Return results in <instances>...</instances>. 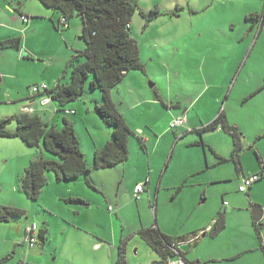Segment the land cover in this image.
Listing matches in <instances>:
<instances>
[{"label":"rangeland","instance_id":"obj_1","mask_svg":"<svg viewBox=\"0 0 264 264\" xmlns=\"http://www.w3.org/2000/svg\"><path fill=\"white\" fill-rule=\"evenodd\" d=\"M30 1L32 3V0ZM35 2H38L46 10L38 0H35ZM137 5L138 12L132 20L134 26L132 37L139 45L140 57L145 66V71H133L131 75H137L138 77H130L127 79L126 84L130 87L135 86L139 91L153 98L156 97L155 95L158 92L164 98L167 107H171L174 102L188 103L190 100L194 101L200 95L202 88L204 91L209 89L206 111L214 112L216 116L226 112L230 122L238 124L242 130L241 133L245 137H249V140H253L255 133L264 125V119L250 121L249 116L257 117V114L250 107L244 106L241 100L243 99L242 92L244 88L246 89L243 86L244 80H250L251 77L253 84H258L264 77V29L260 34L261 25L256 23L254 32L251 31V27L255 22L247 20V17L256 13L262 16L264 13V0H137ZM155 11H158V14L152 16V12ZM142 14L147 15V17ZM70 24L79 27V34L76 37L73 30H71L72 35L69 38L67 37L68 30L63 29L62 34L54 29L57 35L65 39L63 41L65 47L61 48V52L68 49L70 58L67 62H64V57H56V62L50 64L45 58H42L43 60L35 62L36 65L32 63V66L24 70L19 68L17 72L20 74L23 71L32 73L31 80L41 79V86L47 84L48 87H53L54 82L52 83V81L54 79H56L55 81L59 79L63 84L68 83L71 72L67 66L71 57L77 51L87 49V43L82 39V20L75 17ZM41 33L44 37L46 36L43 31ZM256 42L255 50L249 56ZM80 47H82L81 50ZM50 49L51 54H54L57 50L55 45L51 46ZM61 62L65 64L60 67ZM243 67L244 70L240 79L237 81L236 77L232 78L231 75L236 74ZM169 68L172 69L169 70ZM64 75L66 78H64ZM226 79H230V84L225 83ZM92 81H94L93 75L88 80L86 93L82 99L65 106V108H73V105H78L82 109L83 115H85L86 108H90L92 112L90 117L93 116L95 119L93 122L97 121L102 124V127H100V123H97L98 128L89 124L90 133L85 125L78 124L81 149H84L82 151L86 158L91 157V162L94 161V156L90 154V151L88 152V146L92 143L91 134L94 138H98L100 135L102 137L106 136L108 130L113 133V129L106 125L95 111V105L103 103V94L99 87H91ZM235 83L237 84L234 88ZM116 88L113 90L115 94H117ZM232 88H234L233 95L231 100L227 101V91ZM31 90V86L23 87L22 95L27 97L24 102L9 103L7 98L6 103L0 104V120L3 119V116L12 118L20 111L21 107L29 106L32 97V99H37L40 106L37 108V114L41 115L44 120H55V123L58 122L57 124L61 127L63 121L61 116L56 114L60 106L55 102H49L51 104L49 106L44 104L43 97L33 95ZM2 94L4 93L2 92ZM17 94L18 92L14 96L18 98ZM219 95L222 97L219 103L211 101L213 97H219ZM115 96V101L119 103L118 108L121 111L128 112L126 107L120 105L121 99L125 96L119 93L118 96ZM1 101H5V98ZM260 103L264 104V96L257 99L255 105ZM228 105L232 107L229 108ZM199 106L198 104L197 108ZM40 109L48 110L50 113L43 114ZM143 110L146 112V107H143ZM175 112L179 114L180 111ZM170 116L171 114L160 104L158 110H152L149 116L144 119H148L147 123L144 122L145 126L155 124L156 129L166 130L168 134L173 135L168 156L164 158L158 155V158L161 157L164 163L162 164L158 158H156V163L152 162L153 165L159 167L162 165V172L166 169L165 163L168 162L172 154V148L176 143L174 135L177 130H170ZM68 118L75 123L78 117L73 115L68 116ZM128 119L132 122L138 121L132 116H128ZM157 120H159V123ZM10 129L16 131V122H12ZM180 132L182 133V129L178 130V133ZM223 132L226 131L223 130ZM216 134L218 133L214 130L208 131L206 140L208 143L213 142L221 147L223 142L219 141ZM111 137H113L112 134ZM198 137L200 138V136ZM225 137L234 143L233 138L227 135ZM3 143L7 145L4 147V151L0 150V208H17L23 210L26 216L13 218L7 223H0V264H63L64 252L67 250L72 254V245L83 248L85 256L90 255L89 262L93 264L96 260L94 257L97 254L92 252L95 239L90 240L91 236L97 235L99 238L108 239L111 235L110 231L114 230V223L106 214L114 217L117 224L116 229L119 232L121 228L118 227L123 222L130 230L134 231V229H137L136 227H140L142 222H151L152 225L159 226L160 221L162 225L166 226L169 234L177 235L194 226L197 227L199 224L206 223L210 215L212 217L214 213L216 217L218 213L224 212L226 213L228 228L224 238L219 240L216 245L228 247V242L239 240V236L243 240H255L257 242L254 235L248 234V226H245V224H247V218L251 215L248 210L250 203L264 207V185L261 186V183L255 184V188L259 190L254 192V199L251 202L248 199L244 201L246 194L240 192V186L244 178L241 176V180L238 179L236 167L231 163L216 165L217 160L214 159L215 162H211L213 166L208 170L204 148L195 147L190 149L185 146L183 149L180 147L177 149L164 178L159 211L157 214L156 210V217L155 209H157L158 204L156 205L157 189L155 186L156 183L160 182L161 171H158L157 174L152 172L157 176L151 175L149 166L146 163L140 166L139 172L135 171L136 162L140 165V160L134 153L127 162L128 167L125 169L127 175L123 178L125 181L122 183L119 181V177L125 174L124 167L120 171L115 169L117 167L92 171L87 176L92 187L87 185L85 178L81 180H85L86 193L84 195H89L88 199L93 202L92 211L91 209L88 210L97 215V219L101 224L96 229L92 228V230L82 233H73L70 237L71 230L76 227L74 225H77L75 221L80 218L76 216L74 210L78 205L72 204L69 201L71 197L66 193L68 186L73 183L58 182L53 172H47L48 185L43 189L39 200L29 199L21 189L20 174L26 169L20 171L23 160L29 166L31 158L41 156L42 152L48 159L55 158L56 160V156L47 153L43 146H30L21 139H0V145ZM167 144L169 145V141L162 143L160 154L167 147ZM137 145L139 146L138 142ZM197 151L201 152V158ZM248 151V154L251 155L247 156L245 163L250 162L252 159L259 170L255 150ZM262 151L264 152V149ZM195 152L196 155L194 156ZM26 155L29 157H26ZM199 170L202 172H198ZM150 175L153 176L155 181L154 197L151 205L146 198L143 201H136V199H133L134 197H131V191H128L135 186L138 180L148 179ZM219 176L227 180L219 184L215 183L213 179H219ZM129 183H132V185ZM126 195L130 203L123 215L117 209L110 212V207L114 206L115 208L116 206L115 198L117 196L122 198ZM240 199L241 204L238 202ZM232 207H235L236 210H232ZM212 221L213 219L210 218L209 223L212 224ZM34 224L40 230H49L47 245L43 246L40 241L35 248L24 245L25 230ZM96 243H99V241L97 240ZM138 244H141L142 248ZM130 250L132 256L130 264H146L144 252L150 255L153 254L139 236L131 243ZM136 250L138 251L137 256L135 255ZM261 256V252L253 255V264H261ZM7 257L12 259L3 262Z\"/></svg>","mask_w":264,"mask_h":264},{"label":"crops","instance_id":"obj_2","mask_svg":"<svg viewBox=\"0 0 264 264\" xmlns=\"http://www.w3.org/2000/svg\"><path fill=\"white\" fill-rule=\"evenodd\" d=\"M1 1H0V104H4L3 102L6 103L7 98L9 99L8 100L9 103H21L27 99L25 95H22L23 87L31 86V88H33L35 86H41L40 83L42 81L41 79L31 80L32 73L23 71V73L20 74L17 72V70L19 68L24 70L32 66V63L35 64V62L43 60L42 58H45V60L50 64L56 62L57 59L56 57H64L63 59L64 62H67L70 58L68 49L65 50L64 52H61V48L65 47L63 42L65 39L64 38L62 39L59 35H57L56 31L62 33L63 29H66L68 30L67 37L70 38V36L72 35L71 30H73L76 37L79 34V27L77 25L72 26L70 24L69 27L65 28L60 21V15L58 13L45 8L47 11H50L47 12L38 4V2H35V0H32V3L30 0H1ZM23 16L29 17L30 22L25 23L22 20ZM255 25L256 23H254L251 27V31L253 32L255 29ZM56 27H59L61 31L56 29ZM131 28L133 32L134 29L133 24H131ZM263 29H264V25H262L261 27L260 34L261 32H263ZM41 31L44 32L43 34L46 35L45 37L44 35H41L42 34ZM11 42H17L18 47L9 46L8 44ZM256 44L257 42L254 43V46L252 47V50L249 53V56H251L252 52L255 50ZM53 45L56 46L57 50L55 51L54 54H51L50 48ZM81 49L82 47H80V50ZM63 64L65 63L61 62L60 67L63 66ZM171 69L172 68H169V70ZM243 70L244 67L241 70H239L236 74H232L231 75L232 78L236 77L238 81L243 73ZM131 73L133 72L128 73L126 78H124V81H122L119 87L116 88L117 94H115L114 91L112 92V100L116 105L118 112L125 119L129 128L134 133V135H132L129 140V158L131 159L132 154L134 153L140 160V165H138V163L136 162V165L134 167L135 171L139 172V170L141 169L140 166H143V164L146 163L149 166L151 175L157 174L158 171L162 170L161 169L162 165H160L159 167L158 165H153L152 162L154 163L157 162L156 158H158V155L166 158L168 156V151L171 149L172 146V141H173L172 134H168L166 130L163 131V129H156L157 127L155 124L154 125L147 124L148 127L145 126L144 122L147 123L148 119L147 120L144 119L149 116L152 110L155 109L158 110L160 108V104H162L163 107L166 109V111L171 114L170 116L171 121L173 119L184 117L187 122L184 127L177 129V131L175 130L176 134L174 135V137L176 138V143L172 148V154L168 162L165 163L166 164L165 171L164 172L161 171L160 182L156 181L158 183H156L155 186L154 178L151 175L149 176L148 179L138 180L135 183V186L131 187L128 190L129 192L131 191L130 192L131 197L133 198L134 190L138 184L148 181L149 183L146 186V190L145 193L142 195L143 198L141 201H143L144 198H146L147 201L149 200L151 205L153 203L154 186H155L157 189L156 205L158 204L157 209H155V217H156L157 216L156 210L158 214L161 190L164 184V178L166 176L168 168L171 164L172 159L175 156L177 149L179 147L183 149V147L186 146L189 147L190 149H194L195 147L204 148V152L206 153V164L208 170L213 166L211 162H215L217 160L218 162L217 161L215 162L216 165L231 163L233 166H235L236 171L238 173L237 174L238 179H240L241 176L242 178H249L253 175H258L263 173L262 179L254 183L253 186L248 190V192L245 193L246 199L244 198V201L248 199L251 202L252 199H254L253 198L254 192H257L259 190L255 188V184L261 183L260 184L261 186L264 185V169H262L260 166V162H263L264 164V152L262 151L264 149V125L260 130H258L255 133L256 134L255 138L253 140H249V137H245L244 134L241 133L242 130L238 124L230 122V119L226 115V112H223L219 116L218 115L216 116L214 112L210 113L206 111L205 108H207L208 106L207 94L210 92L209 89L204 91L202 88L200 95L194 101L190 100L188 101V103L174 102L171 105V107H167L164 98L161 95H159L158 92L155 95L156 97L153 98L149 95H145L144 92L139 91V89H137L135 86H131V87L128 86L126 84L127 79H129L130 77H138L137 75L132 76ZM55 80L56 79L52 81V83L54 82L53 87H48L49 91L53 90L58 84H62L59 81V79H57V81ZM229 82H231L230 79H226L225 83L230 84ZM236 84L237 83L234 84V88ZM42 85H47V84H42ZM243 86L246 87V89L244 88V91L242 92L243 99L241 100V102L244 106L250 107L253 110V112H256L257 114V117L250 115L249 120L254 122V120L264 119V104L260 103L258 105H255L256 100L264 96V77L261 80V82L258 84L256 83L253 84V80L250 77V80H244ZM234 88L229 89V91H227V95H226L227 101L231 100V97L234 92ZM2 92L4 94H2ZM17 92H18L17 95L19 96L18 98L14 96ZM118 93L125 96L123 97V99H121L120 105L126 107L128 112L121 111L118 108L119 103L115 101L116 100L115 95L118 96ZM37 95L42 96L43 97L42 100L45 101L48 98L45 92H41L40 94ZM4 98L5 101H1ZM221 98H222L221 95H219V97L217 96L213 97V100L211 101L215 103H219L221 101ZM30 100H31L30 105L21 107L19 112L23 111V109L26 107H31L35 111V113H37V108L40 107L38 105L37 99H32L31 97ZM50 102L53 101L50 100ZM198 104L200 105L199 108H197ZM46 105L49 106L51 104L47 103ZM143 107H146L147 110L146 112L143 110ZM230 107L232 106H229V108ZM40 110L41 113L43 112V114L49 112L48 110H44V109H40ZM60 110L61 111L63 110V112L59 113ZM64 110L76 112L74 116H77L78 118H76V122L73 124L75 126L77 135H78V124L85 125L87 127V130H89V133H90L89 124H92L97 128L99 127V125L100 127H102V124L100 122L97 121L95 123L93 122L95 119L93 118V116L90 117L92 113L90 108H86L85 115H83V111L78 105H73V108H62V109L59 108L56 114L61 116L62 120L64 119V117L68 118V116H73V115H67L66 113H64ZM178 110L180 111L179 114L175 112ZM221 115L225 117L227 122L232 127L237 128L241 134L242 150L239 155V163H240L239 165H235L231 161V156L234 154V143H232L230 140H228L225 137V135H227L230 138H232V136L229 133L223 132L221 128L214 130L216 133H218L216 134V136L218 137L219 141L223 142V146L221 145V147H218V145L214 144L213 142L208 143L206 140V134H208V131H212V130H203V128H206L207 126L215 122ZM128 116H132L136 118V120L138 121L137 122L129 121ZM2 118L4 119L5 117L3 116ZM45 121L50 124L58 125L57 124L58 122L55 123V120L54 121L45 120ZM157 122L159 123V120H157ZM97 123L100 124L97 125ZM180 129H182V133L181 132L178 133V130ZM108 131L109 132L106 131V136L104 137L100 135L98 136V138H94L91 134L92 143L88 146V152L90 151L91 155L95 156V152L98 149L104 148L107 145V143L112 140L111 137L112 133L110 130ZM197 135L200 136L201 139ZM140 139L141 141H143L142 143L140 142ZM132 140H134L136 143ZM166 141H169V145L167 144V147L164 149L162 154H160V150L162 149V143ZM137 142L139 146L137 145ZM6 145L7 144L4 143L1 144L0 150L4 151L5 150L4 147ZM253 149L255 150V155L258 158L260 171L258 170L256 164L253 162L252 159L250 160V162L245 163L247 156L251 155L248 154L249 152L248 150H253ZM82 150L84 151L83 148ZM208 152L211 153L209 154ZM197 153L200 155L201 158V152L197 151ZM193 155L195 156L196 152ZM26 157L29 156L26 155ZM33 158H31V161ZM88 158H87L88 163L90 165H93L94 161L91 162L90 161L91 157L89 159ZM20 159L23 160V158L21 157ZM158 159L162 162V164L164 163L161 157H159ZM128 161L129 159L126 162L115 166L117 168L115 167L113 168L120 171V169L124 167L125 170L128 167L127 164ZM24 164H25V160H23V164L20 166V171H22L24 168H27L28 163H26L25 165ZM120 165H124V166H120ZM99 170H103V169H99ZM92 171H98V170H92ZM152 172L155 174H152ZM198 172H202V171L199 170ZM124 173L125 174L122 177L121 176L119 177V181L121 183L125 181V179L123 178H125L127 175L126 170L124 171ZM218 178L219 179L216 178L213 179L214 182L218 184L222 183L224 180H227L220 176ZM81 179L83 178L76 180V182H73V184L68 186V190L66 192L68 196L71 197L70 199L81 201V202H76V201L71 202L72 204L78 205L74 210L76 216L77 217L79 216L80 218L78 221H75L77 225H74L76 227H74L73 230H71L70 237L72 236L73 233H78V232L82 233L84 231L92 230V228L96 229L101 224V222L97 219V215H95L94 213L88 210L91 209L92 211L93 202L90 199H88L89 195H84L86 193L84 186L85 180H81ZM129 184L132 185V183ZM87 185L90 186L89 184ZM224 199L225 198L223 197V200ZM234 199L235 197L233 198V200ZM115 201H116L115 208L114 206H112L113 210H109V211L113 212L115 211V209H117L118 212H121L120 214L123 215L124 211L126 210L127 206H129L130 203L128 196L126 195L125 197L122 198L117 196L115 198ZM238 202L241 204V199L238 200ZM137 205L139 206V204ZM239 208H241V206H239ZM232 210H236V208L232 207ZM248 210L251 215L249 216V218H247V224H245V226H248V234L254 235L257 239V242H255V240L252 241L243 240L239 236V240L234 242L233 241L228 242L229 243L228 247H219L218 245H216L219 240L224 238V234L226 232V229L228 228L227 217H226V213L224 212L218 213L216 217L214 215L215 213L212 215V217L210 215L209 219L210 218L213 219L212 224L209 223V219H208L206 223L199 224L197 225V227L194 226L190 229H187L186 232L177 235L169 234V232L166 230V226L162 225L160 221H159V226L152 225L151 222H146V223L142 222L140 227H136L137 229H134V231L130 230L128 226L125 224V222H123L118 227L121 228V231L119 232L116 229L117 224L115 223L114 217L109 216L110 214L109 215L106 214L107 217L112 219L114 223V227H113L114 230L110 231L111 235L108 239L99 238L97 237V235L91 236L90 240H93V238L95 239V241H93L92 252L94 254H97V256L94 257V259L96 260L94 261L93 264H116L117 260L119 259V247L121 243L127 239L129 241H128L126 258L128 262L127 264H130L129 262L131 261V257H132L130 255L131 243L134 240H136L137 236L140 237L139 233L142 230L150 229V228H157L167 236L186 237L188 240H191L188 243L191 246V251L186 254V258L190 262H198L199 264H253V255H256L261 252L262 253L261 264H264V207L255 203H250ZM228 211L229 210L227 209V212ZM260 211H262V217L256 221V212H260ZM220 214L225 217L226 220L225 229L217 236H212L210 235V229L213 227L215 220L220 219L219 217ZM48 234H49V230H47V242L44 245L42 244L43 246L47 245V243L49 242ZM97 240L99 241V243H96ZM107 244H109V246H107ZM138 245H140V247L142 248L141 244ZM145 245L147 244L145 243ZM196 248H200V249L196 250ZM71 249H72V254H70L67 250L64 252L65 259L63 264H92L91 262H89V259H91L90 255L85 256V251L83 250V248H78L76 245H72ZM150 250L153 253L152 255L148 254L147 252H144L146 264H166L158 253H156L152 249ZM137 253L138 251L136 250L135 251L136 256ZM105 260H107V262H105Z\"/></svg>","mask_w":264,"mask_h":264},{"label":"trees","instance_id":"obj_3","mask_svg":"<svg viewBox=\"0 0 264 264\" xmlns=\"http://www.w3.org/2000/svg\"><path fill=\"white\" fill-rule=\"evenodd\" d=\"M45 8L60 15L62 25L69 27L71 20L78 17L83 23V40L87 43V49L77 51L70 59L67 66L70 69V81L58 84L53 90L46 91L47 96L60 108L82 99L90 76L94 81L91 87H99L103 94V103L96 105L95 111L102 121L113 129V137L107 145L95 152L94 163L90 165L81 149V143L75 126L68 118L62 120L61 127L46 122L37 113L19 112L12 118L0 120V139H21L30 146L41 147L56 156L48 159L42 152L41 156L34 157L29 166L20 176L21 189L31 200L40 199L43 189L48 185L47 172H53L58 182H76L85 178L87 184L91 183L87 176L92 170L115 167L129 159V140L134 133L129 128L125 119L120 115L112 100L113 90L122 82L128 73L133 71H145L141 61L140 48L132 37V20L138 12L137 0H39ZM152 16L158 11L152 12ZM147 17V15L142 14ZM65 20V23L62 21ZM261 27L264 25V13L253 14L247 17ZM59 31V27H56ZM9 46L18 47L17 42H11ZM65 78V75H64ZM63 110L59 111V113ZM66 110H64V113ZM16 122L17 129L12 131L10 126ZM223 129L234 140V154L231 161L239 165L241 152V134L232 127L222 115L203 130ZM140 142L142 143L143 141ZM263 162L260 166L264 169ZM260 180L263 173L259 174ZM70 202H81L70 199ZM26 216L23 210L12 207L0 208V223L10 222L13 218ZM220 219L215 220L210 229V235L217 236L226 225L225 217L220 214ZM262 217V211L256 212V221ZM141 239L156 253L165 263L176 254L174 246L189 243L186 237H171L162 233L157 228L142 230L139 233ZM39 241L44 245L47 242V229L40 232ZM128 239L119 247V259L116 264H127ZM189 264L186 253H180ZM11 257L3 260L10 261ZM27 264V263H25Z\"/></svg>","mask_w":264,"mask_h":264},{"label":"built area","instance_id":"obj_4","mask_svg":"<svg viewBox=\"0 0 264 264\" xmlns=\"http://www.w3.org/2000/svg\"><path fill=\"white\" fill-rule=\"evenodd\" d=\"M22 20L25 23H29L30 22V18L27 16H23ZM63 23H65V20L62 21ZM49 88L47 85H43V86H35L32 88V94L37 95L40 94L41 92H45L48 91ZM49 98V97H48ZM46 99V101L44 102V104H47L50 102V98ZM25 112L28 113H34L35 111L31 108V107H26L24 108ZM67 115H75L76 112L74 111H66L65 112ZM186 119L184 117L181 118H177V119H173L170 123V129L172 131H175L179 128H182L186 125ZM260 180V175H253L249 178H244L241 186H240V192L242 193H247L248 190L253 186L254 183L258 182ZM149 182H142L140 184H138L134 190V199H136V201H141L143 198V194L145 193L146 190V186ZM110 210H113V207H110ZM40 232L41 230L38 228L37 225H32L29 228H27L25 230V239H24V245L29 246L30 248H35V246L38 244L39 242V236H40ZM185 244V243H184ZM182 245V244H181ZM180 245V246H181ZM180 246H174V252H175V256L174 257H170L167 261L166 264H189L186 259H184L183 256L180 255V253H182V251L180 250Z\"/></svg>","mask_w":264,"mask_h":264},{"label":"water","instance_id":"obj_5","mask_svg":"<svg viewBox=\"0 0 264 264\" xmlns=\"http://www.w3.org/2000/svg\"><path fill=\"white\" fill-rule=\"evenodd\" d=\"M180 250L187 254L191 251V246L188 243L182 244Z\"/></svg>","mask_w":264,"mask_h":264}]
</instances>
